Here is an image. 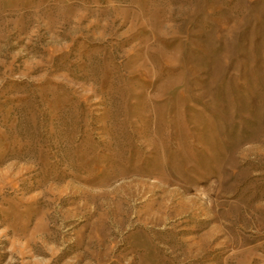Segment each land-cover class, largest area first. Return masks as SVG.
Here are the masks:
<instances>
[{"label": "rangeland", "instance_id": "374dc122", "mask_svg": "<svg viewBox=\"0 0 264 264\" xmlns=\"http://www.w3.org/2000/svg\"><path fill=\"white\" fill-rule=\"evenodd\" d=\"M0 264H264V0H0Z\"/></svg>", "mask_w": 264, "mask_h": 264}]
</instances>
